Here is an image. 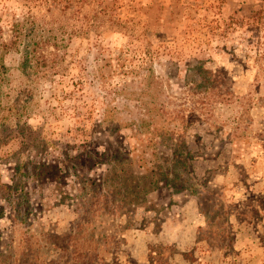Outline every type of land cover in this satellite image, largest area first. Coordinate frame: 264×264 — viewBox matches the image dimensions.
<instances>
[{
  "label": "rangeland",
  "instance_id": "1",
  "mask_svg": "<svg viewBox=\"0 0 264 264\" xmlns=\"http://www.w3.org/2000/svg\"><path fill=\"white\" fill-rule=\"evenodd\" d=\"M57 7L0 0L58 44L2 56L0 264H264V0Z\"/></svg>",
  "mask_w": 264,
  "mask_h": 264
},
{
  "label": "trees",
  "instance_id": "2",
  "mask_svg": "<svg viewBox=\"0 0 264 264\" xmlns=\"http://www.w3.org/2000/svg\"><path fill=\"white\" fill-rule=\"evenodd\" d=\"M32 1L37 4V6L41 7V9H44L48 14V17H52L54 14H59L57 11L61 12V9L57 6L62 3V0H52L53 3L50 2V0ZM3 29L6 30V38H3ZM9 52H19V68L26 71V73L30 72L31 74H35L38 73L39 69L52 68L55 66L58 58V44L55 37L51 35V32L40 31L37 25H35L33 18H30V16H26L25 18L23 17L21 22H8L3 20V16L0 14V79L6 71L4 65L2 64V56ZM208 74L210 75L211 73L208 72ZM212 77L214 80L211 78L210 80L205 81V84L209 83L208 88L211 91H213L212 86L217 82L216 78L214 76ZM215 95V98L218 99V94ZM228 96L230 95L227 92H223V94H221L222 101H227ZM185 119L183 115L179 116L177 113L175 116L168 118V121H184ZM100 156H104V154L101 153ZM177 160L182 161L183 159L179 156L177 157ZM40 168L42 170L50 169L42 163H40ZM108 186L110 188L112 187L111 185ZM1 213L2 212L0 210V215Z\"/></svg>",
  "mask_w": 264,
  "mask_h": 264
}]
</instances>
